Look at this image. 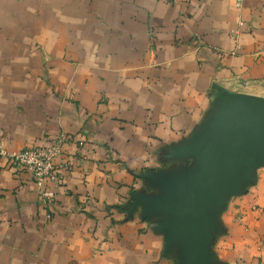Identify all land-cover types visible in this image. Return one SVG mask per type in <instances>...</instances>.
<instances>
[{
  "label": "crops",
  "instance_id": "1",
  "mask_svg": "<svg viewBox=\"0 0 264 264\" xmlns=\"http://www.w3.org/2000/svg\"><path fill=\"white\" fill-rule=\"evenodd\" d=\"M230 94L264 99V0H0V149L68 139L50 206L0 157V264H264V162L197 263L160 206Z\"/></svg>",
  "mask_w": 264,
  "mask_h": 264
},
{
  "label": "water",
  "instance_id": "2",
  "mask_svg": "<svg viewBox=\"0 0 264 264\" xmlns=\"http://www.w3.org/2000/svg\"><path fill=\"white\" fill-rule=\"evenodd\" d=\"M224 116L189 148L200 168L179 181L168 180L161 209L171 213L170 241L177 240L193 255L204 258L202 236L212 225L211 210L241 192V182L264 162V99L230 94Z\"/></svg>",
  "mask_w": 264,
  "mask_h": 264
},
{
  "label": "built area",
  "instance_id": "3",
  "mask_svg": "<svg viewBox=\"0 0 264 264\" xmlns=\"http://www.w3.org/2000/svg\"><path fill=\"white\" fill-rule=\"evenodd\" d=\"M242 1L237 0L238 6ZM67 141L65 137H60L49 147L27 149L19 153H9L0 149V157L11 168L28 172L32 176L40 202L50 206L56 199V192L50 188L58 181L55 161L62 155L63 146Z\"/></svg>",
  "mask_w": 264,
  "mask_h": 264
}]
</instances>
